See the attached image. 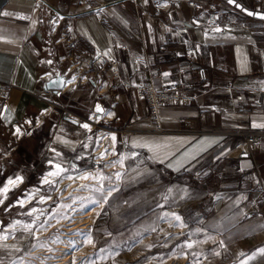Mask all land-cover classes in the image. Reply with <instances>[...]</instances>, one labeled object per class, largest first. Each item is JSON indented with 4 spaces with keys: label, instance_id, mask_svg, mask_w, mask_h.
Wrapping results in <instances>:
<instances>
[{
    "label": "crops",
    "instance_id": "crops-1",
    "mask_svg": "<svg viewBox=\"0 0 264 264\" xmlns=\"http://www.w3.org/2000/svg\"><path fill=\"white\" fill-rule=\"evenodd\" d=\"M236 2L264 12V0ZM0 13H9L0 14V80L12 84L0 161L34 146L39 162L87 167L94 138L64 116L87 119L100 102L121 170L116 210L107 211V223L120 225L115 239L162 222L166 197L180 212V238L197 240L208 263L264 264V138L254 157L234 149L246 131L264 132V19L227 0H0ZM99 53L119 61L121 78L80 74L67 88L76 70L66 56ZM162 73L194 99L163 105L158 127L135 87L161 85ZM59 76L64 90L41 98Z\"/></svg>",
    "mask_w": 264,
    "mask_h": 264
},
{
    "label": "rangeland",
    "instance_id": "rangeland-1",
    "mask_svg": "<svg viewBox=\"0 0 264 264\" xmlns=\"http://www.w3.org/2000/svg\"><path fill=\"white\" fill-rule=\"evenodd\" d=\"M92 114L87 119L78 118L80 124L86 121L93 125L86 129L87 135L94 138L93 145H87V152L93 157L87 167L72 171L61 165L63 171L59 176H49L50 172L57 171L55 164L37 161L34 146L0 161V189L11 177L23 178L5 196L0 194L3 201L0 204V262L210 264L198 254L197 240L180 238L184 226L174 219L180 212L166 197H162L158 206L164 212L162 222L138 224L141 230L137 236L114 238L112 233L120 225L107 223L113 219L107 211L116 210L113 194L120 181L117 174L121 176L120 165L114 158L116 137L112 131L105 133L104 128L108 127L102 120L95 126L90 119ZM103 132L106 135L101 138ZM85 176L88 178H82ZM100 177L105 179L101 181ZM45 178L51 183H44ZM98 188L104 191H95ZM108 189H113L111 195ZM17 201H22V206ZM71 222H77L74 229H69Z\"/></svg>",
    "mask_w": 264,
    "mask_h": 264
},
{
    "label": "built area",
    "instance_id": "built-area-1",
    "mask_svg": "<svg viewBox=\"0 0 264 264\" xmlns=\"http://www.w3.org/2000/svg\"><path fill=\"white\" fill-rule=\"evenodd\" d=\"M93 10L99 11L101 10V7H95ZM51 23L53 30L57 31L60 27V19L54 17ZM61 41L68 44L71 43L68 39L67 32L62 34ZM65 60L71 61L72 69L76 70L72 76L78 75V78H80V74H84L82 78V81L84 82L90 81V78L96 79L97 76L106 72H109L115 80L121 78L119 61L102 53L94 55L86 61H77L76 58L68 54ZM165 74L166 73H162V84L159 86L152 83H145L135 87L137 96L145 99L149 104L150 112L158 127L160 124V109L163 105L168 103H188L194 99L192 95L182 93L179 88L173 84L176 81L175 78H170ZM11 87V83L0 80V130L2 129L3 113L10 99ZM113 87L116 86L114 85ZM124 88L125 90H129L132 86L126 84L124 85ZM51 92L52 90L46 89L42 91L39 96L41 98H47ZM102 92H104V89L98 90L99 94ZM90 119L95 123V126L101 122V117H99L96 112L92 114ZM107 129L108 128H104L106 133H108L107 131H111V129ZM8 131H10V129H8ZM263 138V131H246L243 133L242 140H239L234 144V149L248 153L251 157H254L261 149ZM223 253H225V251H223Z\"/></svg>",
    "mask_w": 264,
    "mask_h": 264
},
{
    "label": "snow or ice",
    "instance_id": "snow-or-ice-1",
    "mask_svg": "<svg viewBox=\"0 0 264 264\" xmlns=\"http://www.w3.org/2000/svg\"><path fill=\"white\" fill-rule=\"evenodd\" d=\"M144 2L147 4L148 3V0H144ZM227 2L229 3V4H235V6L236 7H241V5H239V4H237L236 3V0H227ZM246 11V10H245ZM0 14H3V15H9V13H0ZM247 14L249 15V16H252V15H259V17H260V19H264V14H259V13H253V12H251V11H248L247 12ZM194 23H198V22H196V21H194ZM215 31L216 32H220V31H222V29L221 28H219V27H217V28H215ZM47 63H49V64H51L52 63V61H48ZM165 75H167V74H165ZM75 79V77H73V80ZM69 83H71V81H69ZM96 112H103V109L102 108H100V106L99 105H97L96 106ZM27 123H31V121H26ZM83 128H85V129H89V125L87 124V123H85V124H83V125H81ZM254 126H256V125H254ZM260 127H264V125H259ZM14 134L15 135H18V134H21L20 133V129L19 128H16L15 129V132H14ZM55 168L57 169V171H55V172H50L48 175L49 176H59L60 175V173L63 171V169H62V167H61V165H59V164H56L55 165ZM82 178H85V179H87L88 177H82ZM120 178V176H119V174H117V179H119ZM103 179H105L104 177H100V180L102 181ZM22 180H23V178L22 177H20V176H17L15 179H11V178H9L8 179V181H7V185H5L2 189H0V191H2L3 193H7L8 191H9V188H8V185H13V186H15L16 184H17V182H22ZM44 183H46V184H50L51 183V181L49 180V179H47V178H45L44 179V181H43ZM95 191H97V192H103L104 190H103V188H98V189H96ZM113 191V189H108V195H111V192ZM41 200L43 201V198H41ZM3 203V201L2 200H0V204H2ZM17 203H20L21 204V206H22V201H17ZM98 203V202H97ZM7 210V209H6ZM36 211V209H32V212H35ZM174 219L176 220V221H180L181 220V218L179 217V216H176V215H174ZM27 227V226H26ZM29 231H30V229H29ZM261 251H264V250H261ZM0 264H2V262H0Z\"/></svg>",
    "mask_w": 264,
    "mask_h": 264
},
{
    "label": "water",
    "instance_id": "water-1",
    "mask_svg": "<svg viewBox=\"0 0 264 264\" xmlns=\"http://www.w3.org/2000/svg\"><path fill=\"white\" fill-rule=\"evenodd\" d=\"M237 3V2H236ZM239 5H241V7H237L238 9H240L241 11H243L244 13L247 14L248 11H251L253 12L254 14L255 13H259V14H264V12H260V11H254V10H251V9H248L246 7H244L242 4L240 3H237ZM235 6V4H232ZM246 10V11H245ZM248 15V14H247ZM253 17H256V18H260L259 15H252ZM66 80L67 78L65 76H59V77H54L52 78L50 81H48L45 85V89H49V90H52L54 91L55 93H60L64 90L65 86H66ZM99 105L100 108L103 109V112H104V107H102V104L100 102H98L96 104V106ZM95 112H96V107H95ZM103 112H96L98 114L99 117L102 116V113ZM64 119L68 122H71L75 125H79L80 124V121L78 119H76L75 117L73 116H70L69 114H65L64 116Z\"/></svg>",
    "mask_w": 264,
    "mask_h": 264
},
{
    "label": "bare ground",
    "instance_id": "bare-ground-1",
    "mask_svg": "<svg viewBox=\"0 0 264 264\" xmlns=\"http://www.w3.org/2000/svg\"><path fill=\"white\" fill-rule=\"evenodd\" d=\"M73 77H75L74 80H73ZM69 81H71V83H69ZM78 81H79L78 75H73V76H72L71 78H69L68 81H67V82H68V84H67V88H70V87H72V86H76L77 83H78ZM108 118H110V116H107V117H106V119H108ZM85 123H87V122H85ZM87 124L89 125V128L93 126V125L89 124V122H88ZM105 133H106V132H105ZM105 133L103 132V133L101 134V138H103V137L106 135ZM16 177H17V176L11 177V179H15ZM53 179H54V178H53ZM7 181H8V180H7ZM19 183H20V182H17V184H19ZM66 183H67V182L62 183L61 186H62V185H65ZM5 185H7V182L4 184V186H5ZM4 186H3V187H4ZM12 186H13V185H8V188H11ZM3 187H2V188H3ZM2 188H1V189H2ZM0 194H1V196L3 197V196H5L6 193H3L2 191H0ZM76 223H77V222H71V223L68 225L69 227H71V228H69V229H74L73 226H74ZM0 238H1V236H0Z\"/></svg>",
    "mask_w": 264,
    "mask_h": 264
}]
</instances>
